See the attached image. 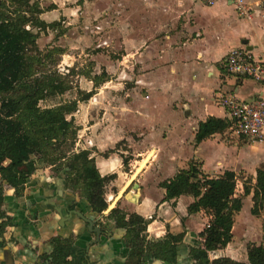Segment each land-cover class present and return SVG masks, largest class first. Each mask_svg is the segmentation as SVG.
<instances>
[{
	"label": "crops",
	"instance_id": "1",
	"mask_svg": "<svg viewBox=\"0 0 264 264\" xmlns=\"http://www.w3.org/2000/svg\"><path fill=\"white\" fill-rule=\"evenodd\" d=\"M242 2L247 9L245 16L231 0H218L210 7L196 0H99L100 20L104 18L100 25L113 21V25L109 24L111 31L120 38L118 43L124 50L121 63L125 64L130 59L131 68L141 71L133 79H136L137 88H147L146 93L143 92L146 96L143 100L162 92L169 117L173 120L170 121L171 126L163 122L156 126L152 116L143 113V124L135 126L133 131L138 133L140 147L143 151L152 149L153 152H149L139 164L138 169L144 171L140 172L142 174L134 185L133 196H126L127 206L123 208L126 213H137L149 221L146 229L149 240H161L169 234L176 236L185 232L182 241L176 245L175 264H193L187 260L192 247L189 242L198 239L202 242L199 234L211 218L203 210L189 213L188 207L194 199L188 195L164 201L165 190L160 184L172 179L179 171L187 170L192 161L198 163L201 174L208 179L218 178L228 171L237 178L247 176L254 184L256 172L264 169V138L257 142L247 141L227 128L198 144L194 141L198 125L208 118L228 122L226 111L218 104L220 95H232L252 102L263 93V88L251 80L230 79L222 66L232 50H246L256 58H264V0ZM0 34L7 32L3 29ZM25 78L14 86V90L26 83ZM13 91L0 93L2 166L7 163V151L22 142L21 135L26 130L25 120L20 130L12 127L15 112L21 114L26 104L25 101L22 108L12 110L13 105H18L15 104L18 98L11 97ZM27 101L31 99L27 98ZM14 131L18 136L12 138V134H16ZM90 137L95 145L97 141L92 133ZM149 138H157L160 143L156 145L150 141L147 144ZM170 149L173 151H168ZM142 154L139 152L137 157ZM150 154L152 156L147 163L146 158ZM161 155H165L167 164L159 169ZM95 161L101 173H108L103 170L104 165L110 166V160L95 157ZM145 161L148 166H145ZM142 165L143 168L140 167ZM53 184H57L60 190L64 189L58 179L51 176L50 170L44 169L37 170L23 189L15 190L7 185L0 189L4 213L0 223H9L0 237L3 242L0 257L4 256L3 253L6 256L11 254L17 259L16 264H34L29 248L38 250L42 242L57 232L54 218L47 215L51 204L56 201L54 189L50 188ZM32 215H36L38 220L32 219ZM234 229L235 222L232 240L225 248L207 253L209 263L220 258L247 263V253L240 260L236 251L229 250L234 240ZM44 247L48 248V244Z\"/></svg>",
	"mask_w": 264,
	"mask_h": 264
},
{
	"label": "rangeland",
	"instance_id": "2",
	"mask_svg": "<svg viewBox=\"0 0 264 264\" xmlns=\"http://www.w3.org/2000/svg\"><path fill=\"white\" fill-rule=\"evenodd\" d=\"M99 8V0H0V26L3 21H8L7 14H10L11 20L20 16L22 36H36V51L28 40L29 44L25 45V53L29 48L26 55V83L18 85L11 93L13 99L18 98L15 104L19 105H13L11 109L22 108L27 98L37 100L40 108H55L66 102L76 101L77 111L72 119L77 132L75 138L66 143L65 151L73 155L83 150L81 138L87 136L91 140L92 133L97 144L95 143L91 152L103 161L110 160V166L104 165L103 171L116 175V181L109 183L106 193L115 197L120 190V196L128 186L127 183L131 182L126 194L132 197L134 185L142 173L132 177L146 155L153 152L152 149L143 151L140 147L138 133L133 131L135 126L143 124V113L151 115L156 126L161 122L171 126L170 121L173 120L169 117L166 97L162 92L143 100L146 98L143 92L146 93L147 88H137L136 79H133L141 71L131 68L130 59L125 64L121 63L124 50L119 46L120 38L115 37L111 31L109 24L113 25V21L100 25L104 18L100 20ZM38 20L45 25H55L45 29L44 24ZM101 26L103 29H100ZM103 72L107 81L94 90L93 83L87 76H100ZM229 77L237 79L236 76ZM91 91L94 94L88 101H78V92ZM22 114L23 111L21 114L15 112L12 117L13 129L22 128ZM14 132L16 134H12V138L18 136L17 131ZM150 141L156 145L160 143L157 138L147 139V144ZM139 152L143 154L137 157ZM125 161H128L127 165ZM166 164L165 155H161L159 169ZM143 171L144 169L140 172ZM248 178L239 176L236 184L235 194L242 198V209L241 213L234 216V240L229 249L236 251L240 260L247 253L249 244L264 246V209L258 217L251 216V196L242 197L241 183ZM117 206L126 208V201L121 199Z\"/></svg>",
	"mask_w": 264,
	"mask_h": 264
},
{
	"label": "trees",
	"instance_id": "3",
	"mask_svg": "<svg viewBox=\"0 0 264 264\" xmlns=\"http://www.w3.org/2000/svg\"><path fill=\"white\" fill-rule=\"evenodd\" d=\"M52 25L55 24L47 26L52 28ZM2 30L0 29V32ZM26 44L29 43L22 36L18 26H12L7 34H0V93L13 91L14 86L27 77V59L24 53ZM87 78L93 83L94 90L107 81L104 72L100 76L88 75ZM93 94L94 91L78 92V101L86 102ZM76 111L77 104L74 100L50 109L38 108L37 100L26 102L23 107L26 130L21 135L22 142L7 151L6 165H0V189L3 185L15 190L23 189L37 171V166H54L58 170L57 173L63 172L66 175L68 182L80 187L94 211L101 212L106 207L102 199L105 179L98 175L93 160L89 159V152L83 151L70 157L64 148L66 143L76 136L77 128L74 127L72 119ZM227 128V122L210 117L198 125L194 141L198 144ZM199 168L196 162H191L187 170L179 171L172 179L160 184V187L165 190L166 201L190 195L194 202L188 207V212L203 210L210 216L208 226L199 234L202 242H198L196 251L198 259L207 263L208 252L223 249L231 242L234 216L242 209V198L235 194L238 178L233 172L226 171L218 178L208 179L201 174ZM241 184L242 197L251 195L250 214L258 217L264 209V169L256 172L254 184L251 178L245 179ZM2 205L3 194L0 192V218L3 217ZM109 216L114 219L117 228L128 227L130 231L135 230L136 233L133 232L136 237H140V233L145 230V222L140 217L131 216L128 222H125V215L116 209L112 210ZM8 225L9 223H0V237ZM128 234L131 235V232ZM2 244L0 241V247ZM159 248L163 251L167 249L163 244ZM168 251L174 255L173 248ZM211 264L245 263L220 258ZM246 264H264V246L249 244Z\"/></svg>",
	"mask_w": 264,
	"mask_h": 264
},
{
	"label": "flooded vegetation",
	"instance_id": "4",
	"mask_svg": "<svg viewBox=\"0 0 264 264\" xmlns=\"http://www.w3.org/2000/svg\"><path fill=\"white\" fill-rule=\"evenodd\" d=\"M9 18L10 14L7 18L8 21L2 23L3 27L0 26V29H4L8 33L12 26H18V29L21 31L19 21H21L22 18L20 16L14 18V20ZM38 21L44 24L41 20ZM47 25L49 24H44L43 27L47 29ZM26 39L31 42L32 49L36 51V36L31 35ZM37 107L39 106L37 105ZM68 117L67 120L70 119ZM81 142L84 143L83 146L85 148L83 147V150L75 154L88 151L89 159L93 160L98 175L100 178L105 179L102 187V199L106 207L101 212L94 211L89 201L83 195L80 187L68 182L63 172L57 173L56 170H54L55 167L51 166H37V170H50L51 176L58 179L64 189L62 188L63 190H60L57 184H53L50 187L54 189L56 201L51 204L52 208L47 215L49 214L54 218L57 232L47 241L42 242L38 250L29 248L28 252L32 255L34 264H148L154 261H157L159 264H175L177 258L176 245L182 241L185 232L176 236L169 234L161 240L147 239L146 229L149 221L137 213H126L124 208H119V206H117V203L121 199L127 201L126 190L129 188L130 184L120 196H118L120 190L115 197L107 194L106 189L109 183L116 181V175L113 172L101 173L96 166V156L91 152L95 145L92 144L87 136L85 138L82 137ZM67 155L71 157L72 154ZM124 163L127 165L128 161ZM23 187H25V185ZM122 187L120 189H122ZM164 201L166 200L164 199ZM115 209L125 215V222H128L131 216L143 219L145 222V230L140 233V237H136V231H130L128 227L126 229L116 227L114 219L109 216L111 211ZM2 214L4 216V213ZM1 219L2 217L0 220ZM32 219L38 220L36 215H32ZM128 232H131V235H129ZM189 243L192 247L188 254V262H193V264H211L214 261L213 260L211 263H209V261L204 263L199 260L198 254H196L198 250V240H191ZM47 244L48 248L44 247V245ZM162 244L167 248L166 251L159 248ZM170 248H173V256L171 252L168 251ZM3 254L4 256L0 257L2 263L6 259V253Z\"/></svg>",
	"mask_w": 264,
	"mask_h": 264
},
{
	"label": "built area",
	"instance_id": "5",
	"mask_svg": "<svg viewBox=\"0 0 264 264\" xmlns=\"http://www.w3.org/2000/svg\"><path fill=\"white\" fill-rule=\"evenodd\" d=\"M204 6H213L218 0H196ZM242 15L247 9L242 0H231ZM226 74L251 80L263 88L255 101L246 102L235 96L220 95L218 104L227 113L228 129L239 138L261 141L264 138V58H256L246 50H232L223 60Z\"/></svg>",
	"mask_w": 264,
	"mask_h": 264
},
{
	"label": "water",
	"instance_id": "6",
	"mask_svg": "<svg viewBox=\"0 0 264 264\" xmlns=\"http://www.w3.org/2000/svg\"><path fill=\"white\" fill-rule=\"evenodd\" d=\"M16 261L17 259H15L14 256H12L11 254H8V256H6V259L3 261V263L0 262V264H16L15 263Z\"/></svg>",
	"mask_w": 264,
	"mask_h": 264
},
{
	"label": "bare ground",
	"instance_id": "7",
	"mask_svg": "<svg viewBox=\"0 0 264 264\" xmlns=\"http://www.w3.org/2000/svg\"><path fill=\"white\" fill-rule=\"evenodd\" d=\"M150 156H152V155L150 154V155H149V156L146 158V160H147V163H148V161H149V159H150ZM147 163H146V161L144 162L145 166L147 165ZM144 164H143V165H144ZM143 165H142V166H140V167H142V168H143V167H144ZM140 169H141V168H140ZM140 169H138V168H137V170H136V173L134 174V176H133L132 178H134V177H135V176H136L138 173H140V171H142V170H143V169H141V170H140ZM139 170H140V171H139ZM129 184H130V182H129L127 185H129Z\"/></svg>",
	"mask_w": 264,
	"mask_h": 264
}]
</instances>
